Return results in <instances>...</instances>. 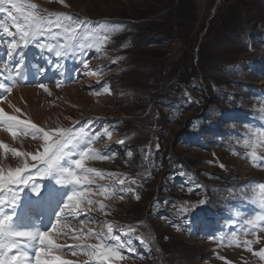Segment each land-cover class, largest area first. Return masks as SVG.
I'll return each instance as SVG.
<instances>
[{
  "label": "rangeland",
  "instance_id": "rangeland-1",
  "mask_svg": "<svg viewBox=\"0 0 264 264\" xmlns=\"http://www.w3.org/2000/svg\"><path fill=\"white\" fill-rule=\"evenodd\" d=\"M67 1L81 17L128 20L137 26L131 33L117 39L110 48L114 55L126 57L121 69L113 70V74H117L113 97H102L91 104L88 102L87 110L71 109L69 104L61 105L58 101L54 107L64 120L69 116L75 119L77 112L90 116L98 115L101 110L109 119L121 117L125 120L121 127L124 144L110 148L119 154L112 160L100 161L102 170L132 176L134 163L142 165L149 161L157 167V173L152 172L153 180L143 181L138 187L139 200L131 193H122L124 199L113 197L105 201L109 205L110 216L94 210L93 215L102 220L136 226L135 235L149 237L146 220L159 238L161 253L157 248L154 250L153 242L146 247L134 235L136 252L126 253L130 258L122 264H162L161 256L166 261L163 264H264L243 247L231 246L233 237L229 228L227 235L231 240L228 239V244L209 247L208 237L211 235L206 239L199 240V236L192 239L194 229L199 226L196 221L201 223L205 217L215 216L220 210L230 211H224L227 218L222 225L225 228L235 220L234 210L255 212L254 209L261 208L258 197L254 198L253 193L247 192L243 183L231 182L226 177L264 180V160L253 163L247 157L250 150L243 147L249 136L264 132V114L258 116L254 111H244L250 105L251 108L253 105L264 107V79L247 70V62L255 56L245 48L247 36L253 34L257 46L264 51V0ZM250 14L260 22L247 24L245 20ZM141 17L146 19L139 20ZM160 29L166 33L162 35ZM224 70L240 73L245 77L241 80L245 81L238 84L253 86L261 93L260 97L250 98L245 87L232 85L222 76ZM179 77L182 82L168 88L166 96L184 94L182 90L185 88L193 105L186 113H175L176 118H173L169 117L170 107L165 104V98L163 104H157L161 88L157 85ZM78 90L80 99L88 95L84 87ZM233 103L243 109L232 111ZM201 114H206L208 119L216 116L226 119L223 126L226 134L208 147L189 146L187 141L195 133L205 135L203 120L197 119L201 129L198 132L189 123L192 117ZM60 121L57 125H65ZM131 132L135 134L132 141L126 136ZM157 144L160 145L159 150L156 149ZM149 146L151 156L146 159ZM129 150L131 156L126 154ZM258 154L264 155V148H260ZM5 160L10 161L11 166L17 164L11 153ZM173 167L176 169L174 175H164ZM160 183L166 189L158 198L155 190ZM189 187L193 188L192 192H189ZM201 200L205 201L202 205L199 203ZM160 202L163 203L158 206ZM169 215L174 219L171 220ZM84 227L96 229L93 224ZM240 239L253 237L241 236ZM260 243L253 245L254 251L264 248V240ZM211 251H215L213 256ZM209 254L212 257L207 262Z\"/></svg>",
  "mask_w": 264,
  "mask_h": 264
},
{
  "label": "snow or ice",
  "instance_id": "snow-or-ice-1",
  "mask_svg": "<svg viewBox=\"0 0 264 264\" xmlns=\"http://www.w3.org/2000/svg\"><path fill=\"white\" fill-rule=\"evenodd\" d=\"M58 2L65 8L70 7L66 0ZM0 14L7 20V23H0V45L6 43L8 58H15L12 70L3 72L4 82H0V130L10 133L13 140L23 137L37 142V148L31 152L0 142V149L5 157L11 153L17 160L14 167L0 166V264H122L130 258L126 253L136 252L133 236L137 233V227L102 220L90 214L93 210H98L104 216H110L111 211L105 201L113 197L124 199L122 193H131L136 200L140 199L137 189L143 180L139 176L106 172L89 163L112 160L119 154L107 146L104 149L95 147L102 137L111 140L112 131L103 129L97 132L91 126L87 130L83 126L77 128V121H73L70 127L41 126L8 100L19 81L25 78V50L30 46L56 57L55 66L58 71L61 59H75L88 73L102 75L110 69L90 68L91 57L88 52L94 51L98 56H107L111 33L104 24L93 26L90 21L72 13L50 12L31 0H0ZM123 59L124 57H117L111 63L116 64ZM47 71V68L39 66L36 74L42 76ZM59 74L63 75L62 72ZM109 84L110 81H105L91 94H111V88L106 86ZM36 86L51 95L42 80ZM60 86V82H57V87ZM184 95L191 101L187 91ZM5 102L8 107L13 108L14 114L5 111ZM119 143L123 144L124 141L120 140ZM159 147L157 144L156 149L159 150ZM243 147L250 150L247 157L253 163L264 160V155L258 154L259 149L264 148V132L249 136ZM126 154L131 156L132 152L129 150ZM150 156L151 146L145 153L146 159ZM219 166L224 168L223 164ZM180 175L183 176L184 173L181 172ZM45 178L55 179L57 185L70 187V195L46 230L20 227L18 216L22 194L28 190L41 196V188L44 187L41 180ZM113 180L116 181L115 184L111 183ZM259 188L264 193V183ZM188 190L192 192L193 188L189 187ZM55 195L51 191L45 199L51 201ZM199 203L202 205L205 201L201 200ZM258 203L264 209V195L259 198ZM237 223L242 222L232 220L230 233L235 246L243 247L260 261H264V248L259 251H254L253 248V245L264 240V211L247 219V227L240 234L235 231ZM89 224L96 225V229H85L84 226ZM241 235H251L253 239L241 241ZM61 237L64 238L63 243L60 242ZM135 239L146 247L151 244L150 238L143 234L135 235ZM66 256H82L85 259L72 260L65 258Z\"/></svg>",
  "mask_w": 264,
  "mask_h": 264
},
{
  "label": "bare ground",
  "instance_id": "bare-ground-1",
  "mask_svg": "<svg viewBox=\"0 0 264 264\" xmlns=\"http://www.w3.org/2000/svg\"><path fill=\"white\" fill-rule=\"evenodd\" d=\"M59 95H61V96L58 97V99H59L58 102L61 103V105L69 104L71 109H73L74 107L75 108L79 107L82 110L86 109V107H88V105H87L88 102H90V104H91L96 99V98L92 97L91 95L90 96L86 95L83 99H80L81 94H80V91L78 90L77 87H71V88L64 89L62 92L59 93ZM61 98H62V100H61ZM8 100L11 101V104L14 105L15 107H19L22 110L26 111L36 123L45 124L48 122L49 124L54 125V126H57L59 120H61L60 123H65L66 126H71L73 123V121H71V119H69V118L67 120L61 119L60 113L56 109L51 108V105H49L50 112H47V108L41 107V103H44V96L40 93H37L33 89H25V88L19 87L13 91L12 96H10V98ZM24 100L27 103V105L24 103ZM72 100H76V101L72 103ZM3 107L5 110H7L9 108L7 102H5ZM11 109L13 110V108H11ZM102 111L103 110H101V113H102L101 116H107L106 114H103ZM78 113L79 112H77L75 114V120L74 121L78 122L79 120L86 119L88 117L85 114L81 115ZM101 113H99V114H101ZM7 141H9V142H7ZM0 142L12 144V145H15L16 147L18 146V148H21V149L23 148L22 145L17 140L12 139L10 133L3 131V130H0ZM4 160H5L4 152L2 149H0V164L3 165L5 162ZM52 207L55 208V205L52 204ZM55 214H56V211L53 210L52 216L54 218H53V220L51 219V224H52V221H54L58 215V213H57V215L54 216ZM19 226L23 227V228L36 229V227H34L33 225L28 226V225H25L24 223H19ZM48 227H49V222L47 220H45V230ZM60 242L61 243L64 242L63 237L60 238ZM68 242L71 243V241H68ZM69 258H71V256H69Z\"/></svg>",
  "mask_w": 264,
  "mask_h": 264
},
{
  "label": "trees",
  "instance_id": "trees-1",
  "mask_svg": "<svg viewBox=\"0 0 264 264\" xmlns=\"http://www.w3.org/2000/svg\"><path fill=\"white\" fill-rule=\"evenodd\" d=\"M250 15H251V16L247 17L246 20H245V22H246L247 24H249V23H253V22H254V23H258V22H260V20L255 19V17H253L252 14H250ZM138 19L141 20V19H146V18L141 17V18H138ZM136 27H137V26H136ZM160 31H161V34H162V35L166 33V32H165L164 30H162V29H160ZM252 35H253V34H252ZM249 36H251V35H249ZM152 64H155V65L158 67L157 63L153 62ZM161 64H162V63H161ZM181 77H182V76H181ZM181 77H179V78H177V79H176V78L168 79L166 82H163V83L157 85V86L161 87L160 90H159V96H160V98H158V102H157V104H159V105L163 104L162 100L166 97V94H167V90H168V88H170L171 86H172L171 88H173V87H175V86L177 85L178 82H182V81L179 80ZM160 188H161V186H160ZM160 188H159V186H156V190H155L156 193H157L158 191H161Z\"/></svg>",
  "mask_w": 264,
  "mask_h": 264
}]
</instances>
